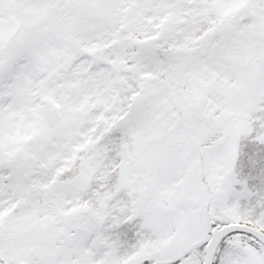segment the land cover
<instances>
[{"label":"snow or ice","instance_id":"1","mask_svg":"<svg viewBox=\"0 0 264 264\" xmlns=\"http://www.w3.org/2000/svg\"><path fill=\"white\" fill-rule=\"evenodd\" d=\"M0 264H264V0H0Z\"/></svg>","mask_w":264,"mask_h":264}]
</instances>
